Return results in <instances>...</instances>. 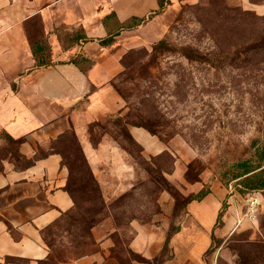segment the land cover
I'll return each mask as SVG.
<instances>
[{
	"label": "crops",
	"instance_id": "0c3cea01",
	"mask_svg": "<svg viewBox=\"0 0 264 264\" xmlns=\"http://www.w3.org/2000/svg\"><path fill=\"white\" fill-rule=\"evenodd\" d=\"M236 1L264 17V0ZM158 10V0H0V150L6 137L20 141L17 157L6 150L0 158V264H44L48 259L42 233L75 206L65 189L70 171L56 150L69 133L109 213L91 229L95 251L60 264H217L219 254L227 260L221 241L234 233L248 232L251 240L264 243L259 223L243 219L245 196L216 181L201 201L186 204L173 220L178 231L165 256L161 253L172 222L166 192L152 218L117 224L110 216L109 202L136 192V166L131 154L96 125L114 130L111 123L126 112L114 83L123 72V57L142 46L143 22H136ZM126 24L130 27L122 28ZM126 130L147 159L167 148L143 128L126 125ZM178 171L176 166L167 178L182 192L193 195L203 189L205 183L185 185ZM114 239L127 240L125 255L111 252ZM212 245L219 248L215 260L206 256Z\"/></svg>",
	"mask_w": 264,
	"mask_h": 264
},
{
	"label": "rangeland",
	"instance_id": "374dc122",
	"mask_svg": "<svg viewBox=\"0 0 264 264\" xmlns=\"http://www.w3.org/2000/svg\"><path fill=\"white\" fill-rule=\"evenodd\" d=\"M142 24V46L123 57V72L114 83L127 110L111 123L114 130L107 124L99 128L118 138L125 123L151 127L167 148L147 159L139 146L130 147L119 137L135 162L137 185L135 193L109 202L117 224L158 214L164 192L173 223L192 196L168 180L176 166L185 185L205 183L203 189H208L216 181L243 196L234 178L264 150V17L242 9L236 0H177ZM3 143L0 158L6 150L14 151V145ZM60 144L80 210L46 231L45 239L54 243L51 264L72 263L94 250L83 246V219L90 216L84 199L91 187H84L88 184L71 135L56 146ZM258 194L264 199V192ZM108 213L104 210L98 220ZM256 222L264 237V201ZM114 243L112 253H127L126 239ZM221 248L227 260L217 255L218 247L210 253L213 260L217 255V264H264V243L251 240L248 232L234 233L221 241Z\"/></svg>",
	"mask_w": 264,
	"mask_h": 264
},
{
	"label": "trees",
	"instance_id": "16d2710c",
	"mask_svg": "<svg viewBox=\"0 0 264 264\" xmlns=\"http://www.w3.org/2000/svg\"><path fill=\"white\" fill-rule=\"evenodd\" d=\"M168 4V0H158V7H159V10L155 12V14H158L160 13L165 6H167ZM154 14V15H155ZM141 22H144L143 21H137L136 24L139 25L141 24ZM130 25L129 24H126L124 25L122 28H129ZM126 125H134V126H137V127H140V128H143L145 129L146 131H148L152 136H155V131L151 128V127H147V126H144V125H136V124H128V123H125L124 124V129L121 130V135L119 134L118 135V138L116 137H113L117 142H118V139L119 137L123 138V141L126 145L128 146H136L138 148V146L133 142V140L130 138L127 130H126ZM98 127H100V125H96ZM104 131H107L106 129H103ZM68 135V134H67ZM69 135H71V138H72V149H73V152L75 154V160L76 161H79L80 162V165H81V168H82V172H83V176H85L84 178H86V181H87V184L89 185H86L84 184L87 189L91 187V192H89V194L91 193V195H88L87 197H85L84 199V202L87 203V204H90V207L85 210V215H90L86 218V220L83 219V223H84V226L83 228H85L86 230V236H85V239H83V246H86V247H92V250L93 252L95 251V247H94V243L91 239V236H90V232H91V229L93 228V226L95 224L98 223V218L100 215H102V213H104V210H106V206L101 198V195H100V192H99V189L97 187V184L95 183L89 169H88V166L86 164V161L82 155V152L78 146V143L76 142L74 136L72 134L69 133ZM6 140L11 143L12 145H14V151H13V155L15 157H17V155L15 154V149H16V146L20 143V141H14L12 140L10 137H6ZM98 140V136L96 135H92V142L93 143H96ZM119 143V142H118ZM120 144V143H119ZM62 147V146H61ZM60 146H56V150L60 151L62 154H63V158H64V153L61 151V148ZM123 148V146H121ZM125 149V148H123ZM126 150V149H125ZM127 151V150H126ZM64 165L69 169L70 171V178L72 176V171H71V168L69 167V164H67L65 162V158H64ZM82 174V173H81ZM234 180H237L238 181V185L237 187H239V191L244 195L248 194V193H263L264 192V150L262 152H260L259 154V157L258 159H256L255 162H250V163H247V164H244L243 165V171L240 173V174H237L234 178ZM70 181V180H69ZM70 182H68V184L66 185L65 189L71 194L73 200H74V203H75V206H74V209L72 210V212L68 213V214H65L62 218L65 219L66 217L69 218L71 217L72 215L74 214H77L78 215V212H79V205L75 199V197L73 196V194L71 193L70 191ZM83 185V183H82ZM209 193V189H202L200 192H198L196 195H192L188 201H187V204L190 203V202H193V201H201L207 194ZM94 201H95V204H97V206L94 204ZM226 211V205L224 204L223 207H222V210L220 211L219 215H218V220H217V224L220 225L221 224V219L223 217V214L224 212ZM58 221L57 223H55L54 225H52L49 229H52L54 227H56L57 225L60 224V222L62 221ZM49 229H47L46 231H48ZM46 231H44L42 233V239L44 241V244L46 245V247L50 250V254H49V257L48 259L44 262V264H51L50 262L52 261V248L54 247V243L51 242V241H48L47 239H45V233ZM178 231V227L176 226H173V223L170 224L169 226V229L167 231V234H166V239H165V243H164V247H163V250H162V253L161 255L162 256H165L167 251H168V247H169V243H170V240L172 238V236ZM220 242L217 241V244H219ZM73 245V244H71ZM69 246V245H67ZM75 247V243L73 245ZM85 247V248H86ZM215 246H211L208 251L206 252V256L209 255L211 253V251L214 249ZM92 253V252H91ZM89 253V254H91ZM88 254V255H89ZM86 256V255H85ZM61 263H67V262H61ZM236 264V263H235Z\"/></svg>",
	"mask_w": 264,
	"mask_h": 264
},
{
	"label": "built area",
	"instance_id": "2783aa9c",
	"mask_svg": "<svg viewBox=\"0 0 264 264\" xmlns=\"http://www.w3.org/2000/svg\"><path fill=\"white\" fill-rule=\"evenodd\" d=\"M250 194V195H249ZM248 197L245 199L246 211L243 215V219L254 222L257 219V214L261 206V202L257 197V193H249ZM241 221H239L240 223Z\"/></svg>",
	"mask_w": 264,
	"mask_h": 264
}]
</instances>
